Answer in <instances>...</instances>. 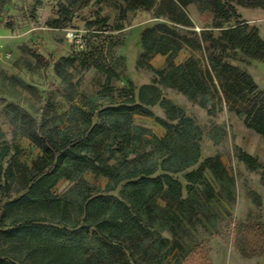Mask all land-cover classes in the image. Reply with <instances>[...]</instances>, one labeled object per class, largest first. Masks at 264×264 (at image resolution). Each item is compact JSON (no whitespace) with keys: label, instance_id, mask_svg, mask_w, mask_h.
Here are the masks:
<instances>
[{"label":"trees","instance_id":"1","mask_svg":"<svg viewBox=\"0 0 264 264\" xmlns=\"http://www.w3.org/2000/svg\"><path fill=\"white\" fill-rule=\"evenodd\" d=\"M80 1L87 5L92 0ZM121 1L125 3L119 11L121 18L127 10L152 9L155 17L185 27L193 26L186 7L195 3L201 13H210L217 34L211 30L178 33L164 22L143 28L137 65L155 73L153 84L140 85L136 96L132 91L122 93V101L104 96L107 100L102 102V95L112 90L106 86L95 96L82 97V106L71 104L54 115L52 126L41 131L22 130L37 147L31 165L17 156L18 146L12 145L13 153L7 158L11 147L0 144V168L9 162L4 181L14 180L22 190L13 200L0 202V239L7 240L6 246L0 247V264H29L23 253L14 251L22 247L21 238H27L31 254H46L40 264H75L64 250L54 252L48 247L52 240L75 230L87 248L78 255L79 264H160L175 247L168 246L169 240L160 232L181 238L197 223L214 226L216 217L210 210L213 188L204 170L218 182L227 200L233 198L232 176L218 155L198 163L201 127L182 107L163 97L154 82L184 94L210 115L220 92L227 108L243 116L246 127L264 137V92L245 70L229 61L238 51L264 60V39L254 24L239 18L236 9L237 5L264 7V0ZM184 47L202 52L204 58L191 54L175 62ZM154 55L165 57L164 67L147 62ZM154 105L164 117L154 114L150 109ZM135 114L154 117L165 134L158 137L148 127L134 123ZM238 159L250 170H259L264 181V165L256 157L241 150ZM181 172L185 186L174 176ZM91 176L107 178L106 186L102 189L91 183L87 180ZM61 180L72 182V186L61 197H54L53 190ZM251 194L257 202L258 194ZM76 195L81 200L72 217L71 199ZM29 210L33 213L28 214ZM9 211L15 214L7 222ZM77 252L78 248L74 249V255Z\"/></svg>","mask_w":264,"mask_h":264},{"label":"rangeland","instance_id":"2","mask_svg":"<svg viewBox=\"0 0 264 264\" xmlns=\"http://www.w3.org/2000/svg\"><path fill=\"white\" fill-rule=\"evenodd\" d=\"M123 6L125 3L121 0H92L87 5L80 0H0V144L11 147L7 158L13 153L12 145H16L17 156L31 165L37 157V147L22 130L41 131L52 126L54 115L68 110L71 104L82 106V97L95 96L102 88L111 86L112 90L102 95V102L107 100L104 96L122 101V93L132 91L136 96L140 85L153 84L155 73L137 65L142 51L139 35L143 28L164 22L173 25L178 33L190 35L189 32L199 34L202 30H211L217 34L210 23V13H201L195 3L186 7L192 27L155 17L152 9L127 10L121 18L119 11ZM236 9L239 18L254 24L264 39V7L237 5ZM68 30L82 32L85 44L78 46L70 42L66 38ZM179 53L175 62L191 54L204 58L202 52H192L188 47ZM164 61V56L154 55L147 62L162 68ZM229 61L245 70L264 92V60L238 51ZM98 66L111 69L113 73L108 75ZM154 83L163 97L182 107L201 127L198 163L218 155L234 181L233 198L227 200L218 182L207 169L204 170L213 188L210 210L216 217L214 226L205 221L197 223L181 238L167 231L160 232L169 240L168 246L175 245L160 264H264V181L260 180L259 170H250L238 159L242 150L264 165V137L246 127L243 116L227 108L220 92L215 111L210 115L206 108L184 94L161 82ZM150 109L155 115L164 117L158 105ZM133 122L148 127L158 137L166 131L152 116L135 114ZM8 163L5 161L0 168L1 204L22 193L14 180L4 181ZM184 172L174 175L183 186L186 184ZM87 180L103 189L108 179L91 176ZM71 186L72 182L61 180L53 196L61 197ZM251 192L258 194L257 202ZM71 200L70 213L75 217L81 199L76 195ZM15 211L24 214L22 209ZM31 213L33 210L28 211ZM14 214L8 212L7 222ZM250 227L256 232H249ZM79 233L78 230L67 232L61 239L52 240L48 247L54 252L64 250L70 259L74 258L75 264H79L78 255L87 249ZM6 242L5 237L1 238L0 247H5ZM21 242L22 247L14 251L23 253L29 264H40L46 254H31V250L27 251L30 248H27L30 244L26 245L27 238H21ZM76 248L78 254L74 255Z\"/></svg>","mask_w":264,"mask_h":264},{"label":"built area","instance_id":"3","mask_svg":"<svg viewBox=\"0 0 264 264\" xmlns=\"http://www.w3.org/2000/svg\"><path fill=\"white\" fill-rule=\"evenodd\" d=\"M66 38L74 43L75 45H84L85 44V38L82 32H77L75 30H68L66 32Z\"/></svg>","mask_w":264,"mask_h":264}]
</instances>
